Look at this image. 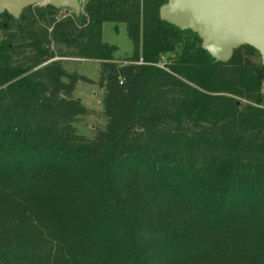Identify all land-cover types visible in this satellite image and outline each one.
I'll use <instances>...</instances> for the list:
<instances>
[{
	"label": "trees",
	"instance_id": "trees-1",
	"mask_svg": "<svg viewBox=\"0 0 264 264\" xmlns=\"http://www.w3.org/2000/svg\"><path fill=\"white\" fill-rule=\"evenodd\" d=\"M166 2L86 0L62 18L46 4L3 25L0 264H264V66L248 45L215 61L160 19ZM105 22L126 23L128 62ZM54 43L99 61L93 138L73 96L93 81Z\"/></svg>",
	"mask_w": 264,
	"mask_h": 264
},
{
	"label": "water",
	"instance_id": "water-1",
	"mask_svg": "<svg viewBox=\"0 0 264 264\" xmlns=\"http://www.w3.org/2000/svg\"><path fill=\"white\" fill-rule=\"evenodd\" d=\"M41 3L82 14L81 0H0V14L19 18L23 10ZM160 19L180 30H191L202 48L217 62H228L236 49L253 47L264 66V0H167Z\"/></svg>",
	"mask_w": 264,
	"mask_h": 264
},
{
	"label": "rangeland",
	"instance_id": "rangeland-1",
	"mask_svg": "<svg viewBox=\"0 0 264 264\" xmlns=\"http://www.w3.org/2000/svg\"><path fill=\"white\" fill-rule=\"evenodd\" d=\"M83 6L86 0H81ZM46 3L37 4L31 6L30 10L34 11L37 7L45 6ZM29 8V7H28ZM84 9V8H83ZM71 11V10H70ZM65 14L69 15V12L65 9H59L57 13L58 18H62ZM72 17L75 16L74 12L71 13ZM84 14V10H82ZM66 16V15H65ZM70 17V16H68ZM76 17V16H75ZM21 24L20 19H15L7 13L0 15V43L5 39L3 25L9 27L8 31H14ZM102 39L112 45H116L118 50L114 53V58L120 62H128L133 54L134 45L127 33V27L125 22H105L102 28ZM15 44H21L22 42L18 37L12 42ZM202 43V41H201ZM181 46L178 47L180 49ZM51 50L55 51L57 59L64 62V66L70 72H78L87 76L93 82H86L83 80L78 81L74 91V98L80 99L83 105L88 109V113L80 116L76 121V126L80 134L85 135L88 138H93L99 129L105 127L106 121L103 115V91L98 85L100 77V64L98 59L85 58L79 51V48L74 45H57L52 44ZM245 52V50H243ZM29 49H25L24 56H28ZM251 59L258 64L262 63V57L259 52L254 51L251 54ZM167 61V60H166ZM164 64L165 59H162Z\"/></svg>",
	"mask_w": 264,
	"mask_h": 264
},
{
	"label": "built area",
	"instance_id": "built-area-1",
	"mask_svg": "<svg viewBox=\"0 0 264 264\" xmlns=\"http://www.w3.org/2000/svg\"><path fill=\"white\" fill-rule=\"evenodd\" d=\"M84 6H85V5H84ZM84 6H83V8H84ZM83 10H84V9H83ZM68 12H69V15H67V14H65V15H66V16H71V15H72V14H71V13H72V10H71V11L69 10ZM65 15H64V16H65ZM141 61H142V60H141ZM262 93L264 94V85H263Z\"/></svg>",
	"mask_w": 264,
	"mask_h": 264
},
{
	"label": "flooded vegetation",
	"instance_id": "flooded-vegetation-1",
	"mask_svg": "<svg viewBox=\"0 0 264 264\" xmlns=\"http://www.w3.org/2000/svg\"><path fill=\"white\" fill-rule=\"evenodd\" d=\"M26 9H27V8H26ZM24 10H25V9H24ZM24 10H23V11H24ZM4 13H7V14H9L8 12H4ZM22 13H23V12H22ZM1 14H3V13H1ZM1 14H0V15H1ZM9 15H10V14H9ZM21 15H22V14H21ZM21 15H20V17H19V18H15V19H20V18H21ZM11 16H12V15H11ZM12 17H13V16H12ZM13 18H14V17H13ZM5 27H8V26H7V25H5Z\"/></svg>",
	"mask_w": 264,
	"mask_h": 264
}]
</instances>
